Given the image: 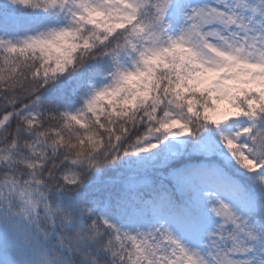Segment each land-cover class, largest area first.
Returning a JSON list of instances; mask_svg holds the SVG:
<instances>
[{
    "label": "snow or ice",
    "instance_id": "1",
    "mask_svg": "<svg viewBox=\"0 0 264 264\" xmlns=\"http://www.w3.org/2000/svg\"><path fill=\"white\" fill-rule=\"evenodd\" d=\"M0 264H264V0H0Z\"/></svg>",
    "mask_w": 264,
    "mask_h": 264
}]
</instances>
